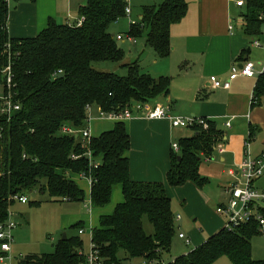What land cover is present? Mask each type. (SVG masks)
<instances>
[{"label": "trees", "instance_id": "trees-1", "mask_svg": "<svg viewBox=\"0 0 264 264\" xmlns=\"http://www.w3.org/2000/svg\"><path fill=\"white\" fill-rule=\"evenodd\" d=\"M244 1L243 31L251 36L260 31L264 21V0ZM127 6L128 0H86L78 7L74 21L49 19L36 36L16 38L8 34V5L0 0V88L6 90L2 70L9 66L10 89L20 104L8 121L0 113V223L8 218L10 207L17 201L15 196L40 192L49 201H82L84 190L73 175L89 181L92 208L107 205L118 185L122 200L111 213L99 215L98 225L91 229V243L103 264H125L132 258L159 264L178 236L165 185L130 179V138L124 121H115L110 130L97 137L85 139L80 134L88 128L91 106L120 113L132 103H149L168 93V77H153L136 61L123 62L125 53L114 25L126 16ZM186 11L184 0L144 5L140 20L130 24L125 35L134 41L144 37L145 45L158 58H165L171 51L170 27ZM79 18L82 22L76 25ZM100 62L119 63L126 74L98 70L95 64ZM263 93L264 74L255 85L253 105L260 104ZM203 119L207 126L194 123L187 127L193 134L180 137L177 151L172 150L168 185L191 181L201 186L208 182L200 175L199 164L203 157L213 154L224 134L214 121ZM63 127L76 132L63 133ZM249 131L251 134V126ZM143 217L152 225L150 234L144 230ZM76 226L83 228V221ZM256 234L254 221L232 230L223 226L167 264H215L220 256H226L231 264H264V259L252 258L251 239ZM82 248L78 236H66L53 252L28 255L22 263L79 264L84 259Z\"/></svg>", "mask_w": 264, "mask_h": 264}, {"label": "crops", "instance_id": "crops-1", "mask_svg": "<svg viewBox=\"0 0 264 264\" xmlns=\"http://www.w3.org/2000/svg\"><path fill=\"white\" fill-rule=\"evenodd\" d=\"M85 1L13 0V7L8 10L6 23L8 34L16 38L36 36L45 28L49 19L59 23H70L77 18L78 7ZM141 1L143 2L137 4L133 0H128L129 16L133 8L138 9L136 17L130 18L136 22L141 18L142 6L158 4L162 0ZM184 1L187 3L185 15L170 27L171 51L169 56L158 58L153 51L151 67L142 64L138 59L128 58L126 55H124L123 62L136 61L142 71L153 77L166 76L169 78L167 95L158 97L149 104L163 105L172 116L210 119L223 131L222 141L217 145L213 154L210 157H203L204 161L201 160L199 173L201 176H211L218 180L217 186L221 187L226 194L224 198L226 202L228 198L226 187L234 180L228 170L236 168L244 158L246 142L249 143L252 155H257L264 146V139L258 143V146H255L256 136L264 129L263 123L256 115L264 108V93L260 96V104L253 105L254 88L259 75L238 76L231 81L227 89L214 88L210 77L215 75L222 79L227 78L230 67L234 63L251 60L258 66L264 62V21L257 34L248 36L243 31V6H236L233 0ZM118 21L114 25L116 36L120 34L116 32ZM255 41H258L259 45L255 44ZM144 46L149 47L145 45V42ZM118 66L120 67V64ZM89 116L88 129L91 137H97L101 132L110 130L114 122L118 121L100 116L98 107L95 106L90 107ZM99 120L106 122L99 123ZM122 121L125 123L130 138L128 151L130 179L165 183L166 174L170 168L172 144L177 143L180 138L178 135L185 136V131L180 128L177 134L175 129L179 127L172 126L167 118L147 119L134 116ZM226 123L229 124L226 125ZM250 126L252 127L251 134ZM228 133H230L229 138ZM176 134L178 138H174ZM253 184L257 188H264V174ZM88 185L90 190L89 181ZM186 186L188 189L182 196L185 200L182 203V212L176 214L173 212L174 215H179L175 221L177 233L183 232L190 240L186 243L176 235L183 242L182 251L184 252L182 254L203 243L207 236L221 229L225 219L220 214L223 219L215 215L213 219L205 218L201 209L198 210L199 212L192 210L194 202L198 201L197 198L205 197V194L203 189H198L191 184ZM167 189L166 184L165 191L169 196ZM31 195L38 199L42 197L48 199L46 194L40 192H34ZM26 196L29 200V195ZM225 202L221 200L217 206ZM197 219L199 222H196ZM88 221L91 227L90 213ZM82 229L81 234L85 230ZM10 253H12V248ZM252 258L255 259L253 256ZM0 264H12V262H0Z\"/></svg>", "mask_w": 264, "mask_h": 264}, {"label": "rangeland", "instance_id": "rangeland-1", "mask_svg": "<svg viewBox=\"0 0 264 264\" xmlns=\"http://www.w3.org/2000/svg\"><path fill=\"white\" fill-rule=\"evenodd\" d=\"M137 4H140L141 0H133ZM13 0L8 1V10L13 7ZM138 9L133 8L130 16H125L120 19L116 24V32L123 35V40H118V43L125 55L131 59H138L140 62L147 67L152 66L153 50L149 47L144 46V37L137 41H132L126 38L125 34L129 29L131 22L130 18H135ZM132 16V17H131ZM134 45V46H133ZM119 63L103 62L95 64V68L98 70H108L115 72L120 76L126 74V69L118 66ZM1 91V88H0ZM96 114H94L95 116ZM257 118L263 123L264 126V108L262 111L256 113ZM105 120H99L101 123ZM96 122V121H95ZM106 122V121H105ZM110 124L111 121H108ZM185 131V136H191L192 130L184 129L183 127L176 128L175 131L179 134V129ZM187 128V127H186ZM205 128V127H204ZM226 129V128H225ZM177 134L174 138H178ZM181 137L182 135H178ZM230 133H228V138ZM264 139V129L256 136V145ZM252 150V147H251ZM202 161L203 158L201 159ZM203 176V175H202ZM77 184L84 190V199L79 202H54L49 201L46 197L42 199L34 198L33 193L29 194V200L27 203H15L10 207L9 215L12 220L16 223L14 229V240L11 243L12 253H10V259L0 262H12V264H23V259L31 254H43L54 251L55 245L60 241L63 234L67 237L78 236L83 243V251L88 252L91 246V229L98 225V218L100 214H107L112 212L116 203L122 200V193L120 186H115L112 191L110 201L107 205L102 208L90 207L89 201V185L85 178L79 175H73ZM208 178V182L198 186L197 184L187 181L182 185L170 186L164 182V185H168L167 192L171 198V210L172 212L181 213L182 203L185 190L188 189L186 185L191 184L198 189H203L205 197L197 198L198 201L194 202L192 210H200L205 218L213 219L214 215L223 219L216 211V206L219 201L225 202L226 194L218 187V180L211 176H203ZM263 185V184H261ZM208 196V198L206 197ZM193 201V200H192ZM195 201V200H194ZM199 212V211H198ZM89 213L91 215V227L89 226ZM188 216V214L186 215ZM196 217V216H194ZM143 227L146 233L150 234L153 231L151 223L146 217H143ZM83 221L84 233L79 234L77 226L73 227L76 222ZM199 222V219L196 220ZM225 223V219H224ZM193 224V222H191ZM208 237V236H207ZM207 239V238H206ZM205 239V240H206ZM252 244V256L255 259H264V237L260 234H256L251 239ZM183 242L175 235L172 241L169 252L164 253L162 261L167 264L173 262L175 257L182 254L184 251ZM11 251V250H10ZM123 252H120L122 256ZM141 259L132 258L126 260L125 264H137L140 263ZM215 264H231L226 256H220Z\"/></svg>", "mask_w": 264, "mask_h": 264}, {"label": "built area", "instance_id": "built-area-1", "mask_svg": "<svg viewBox=\"0 0 264 264\" xmlns=\"http://www.w3.org/2000/svg\"><path fill=\"white\" fill-rule=\"evenodd\" d=\"M8 4L9 0H3ZM236 6H243L244 0H233ZM125 14L129 16L130 7L125 8ZM262 18V15L259 16ZM82 19L79 18L76 21V25H80ZM136 21L131 20L130 24H134ZM126 36V35H125ZM127 39L134 41L130 36H126ZM117 40H122L123 35L118 34ZM255 44L259 45L258 41ZM3 76L6 77L7 87L6 90L2 87L0 91V113L8 121L14 111L20 109V104L14 99V94L11 91L10 82L11 76L10 68L7 66L2 70ZM264 74V62L258 66L251 61L245 60L241 63H234L231 65L227 78L222 79L215 75L210 77V81L214 88H229L231 81L238 76L253 77L255 75ZM99 114L102 117H107L115 120H124L134 116L143 117L147 119H164L170 120L171 125L175 127H189L194 123H198L203 127L207 126L206 121L203 118H196L192 116H172L169 114L168 109L163 105L149 104L135 102L130 104L120 113L115 112H102L99 110ZM229 123H226L228 125ZM63 133H75L69 127L62 128ZM80 134L85 139H90L91 135L89 129L80 130ZM1 136V130H0ZM247 148L245 156L242 161L236 166L228 170L230 176L234 180L226 187V193L228 195L227 201L216 207L218 214L224 216L225 223L224 227L229 230L237 229L241 225L247 224L254 221L257 225L258 233L264 236V188H257L253 182L264 174V146L261 148L257 155H252L249 149V143L246 142ZM172 148L177 151V143L172 144ZM15 200L26 203L28 198L26 195L15 196ZM179 215H176V219ZM16 223L12 220L9 215L8 218L0 223V261L10 259L11 243L14 240V229ZM79 234L83 232V229L78 230ZM178 237L183 239L186 243H189V238L183 233L179 232ZM84 259L79 264H103L102 259L99 257V251L91 243L88 252L82 250ZM152 260H141L138 264H154ZM159 264H165L160 262Z\"/></svg>", "mask_w": 264, "mask_h": 264}, {"label": "water", "instance_id": "water-1", "mask_svg": "<svg viewBox=\"0 0 264 264\" xmlns=\"http://www.w3.org/2000/svg\"><path fill=\"white\" fill-rule=\"evenodd\" d=\"M62 240H64V239H66V235L65 234H63V236H62V238H61Z\"/></svg>", "mask_w": 264, "mask_h": 264}]
</instances>
